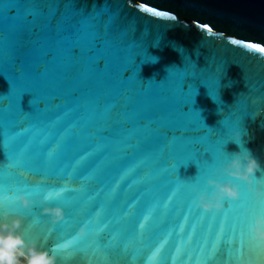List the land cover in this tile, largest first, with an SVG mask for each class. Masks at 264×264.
Returning <instances> with one entry per match:
<instances>
[{"label": "water", "instance_id": "obj_1", "mask_svg": "<svg viewBox=\"0 0 264 264\" xmlns=\"http://www.w3.org/2000/svg\"><path fill=\"white\" fill-rule=\"evenodd\" d=\"M230 38L264 0H0V219L60 264H264V175L223 171L238 134L264 167V54Z\"/></svg>", "mask_w": 264, "mask_h": 264}, {"label": "clouds", "instance_id": "obj_2", "mask_svg": "<svg viewBox=\"0 0 264 264\" xmlns=\"http://www.w3.org/2000/svg\"><path fill=\"white\" fill-rule=\"evenodd\" d=\"M233 141L240 150L232 154L223 171L229 176L247 181L250 186L254 181H261L256 177V173L264 175V167L250 149L243 147L242 134H238V139ZM208 183L215 186L216 191L211 198L207 194L200 195L199 205L203 209L208 211L213 208L221 209L224 207L225 198L239 199L238 186L231 182L221 183L210 179ZM19 199L22 208L29 212L36 205V201L29 199L27 195L21 194ZM41 214L49 217L53 224H58L66 218L65 209L60 206L43 207ZM23 225L24 219L20 216L5 214L4 218L0 219V264H60L61 258L53 251L41 248L36 240L26 239ZM86 227L87 225L81 226L78 235L85 236ZM253 231L254 240L264 245V217H257Z\"/></svg>", "mask_w": 264, "mask_h": 264}, {"label": "snow or ice", "instance_id": "obj_3", "mask_svg": "<svg viewBox=\"0 0 264 264\" xmlns=\"http://www.w3.org/2000/svg\"><path fill=\"white\" fill-rule=\"evenodd\" d=\"M138 7H140L142 10H147V11H150V12L154 11L153 9L148 8L147 6L142 5V4L139 5ZM157 15H167V13H157ZM204 27L207 28L206 25ZM207 30L208 31H211L210 28L207 29ZM230 42L233 43V44H241L243 47H245L247 49H251V50H254V51L259 52L261 54H264V45H260V44H256V43H251V42H242V41H238V40H236L234 38H230ZM3 214H7V210H5L3 212ZM36 222L37 223H41L40 220H37ZM48 232H49V234H51L52 232H54V230L53 229H49ZM65 242H66V239L64 240L63 243H65ZM61 244L62 243H59V242L55 243L53 250L56 249V248H58V247H60Z\"/></svg>", "mask_w": 264, "mask_h": 264}]
</instances>
